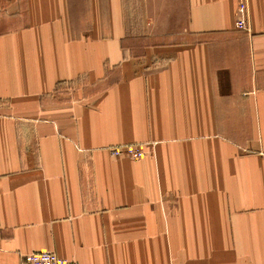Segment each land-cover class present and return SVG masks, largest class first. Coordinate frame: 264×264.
I'll use <instances>...</instances> for the list:
<instances>
[{
	"label": "crops",
	"instance_id": "1",
	"mask_svg": "<svg viewBox=\"0 0 264 264\" xmlns=\"http://www.w3.org/2000/svg\"><path fill=\"white\" fill-rule=\"evenodd\" d=\"M247 2L238 29L236 0H0V264H264Z\"/></svg>",
	"mask_w": 264,
	"mask_h": 264
},
{
	"label": "built area",
	"instance_id": "2",
	"mask_svg": "<svg viewBox=\"0 0 264 264\" xmlns=\"http://www.w3.org/2000/svg\"><path fill=\"white\" fill-rule=\"evenodd\" d=\"M235 27L247 29L248 2L247 0H236ZM112 155H124L131 159L142 158L146 153L140 144H128L114 146L110 149ZM20 264H77L75 261L65 259L53 251L39 250L21 256Z\"/></svg>",
	"mask_w": 264,
	"mask_h": 264
}]
</instances>
